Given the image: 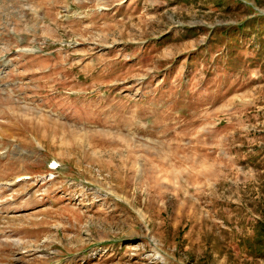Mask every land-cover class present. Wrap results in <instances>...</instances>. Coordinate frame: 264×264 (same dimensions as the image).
Listing matches in <instances>:
<instances>
[{
  "label": "rangeland",
  "instance_id": "1",
  "mask_svg": "<svg viewBox=\"0 0 264 264\" xmlns=\"http://www.w3.org/2000/svg\"><path fill=\"white\" fill-rule=\"evenodd\" d=\"M0 264H264V0H0Z\"/></svg>",
  "mask_w": 264,
  "mask_h": 264
}]
</instances>
